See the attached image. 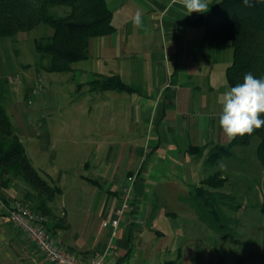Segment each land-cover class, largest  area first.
I'll list each match as a JSON object with an SVG mask.
<instances>
[{"label": "crops", "instance_id": "crops-1", "mask_svg": "<svg viewBox=\"0 0 264 264\" xmlns=\"http://www.w3.org/2000/svg\"><path fill=\"white\" fill-rule=\"evenodd\" d=\"M108 2L114 5L111 9L104 0L111 20L118 18L117 25L110 20L114 31L90 38L88 57L63 72L69 74L71 92L79 95L69 107L72 121L59 124L58 110L57 119L53 113L39 129L21 124L20 136L33 142L38 157H46L34 165L25 154L27 161L60 190L53 201L61 225L50 202L51 215L44 217V227L64 252L88 261L104 250L108 239L109 231L101 222L113 218L123 204L111 239L114 249L108 250L105 264H163L167 260H159L164 251L175 255L170 259L175 264H198L203 238L189 234L195 216L179 199L190 196L192 186L203 179L196 178L195 168L208 149L229 140L218 124L219 98L228 89L213 70L221 51L214 57L211 47L201 42V29L182 23L192 13L178 0ZM136 13L141 16L139 26L133 23ZM98 75H115L134 91L124 96L116 90L96 91L89 83ZM121 115L131 126L133 136L127 140L111 137L117 130L112 119ZM143 133H149L152 147L139 144ZM189 146L205 149L196 157L186 152ZM138 176L153 183L149 188L139 186ZM145 191L151 194L148 201L140 197ZM168 192L173 210L147 208L153 204L151 198L163 200ZM14 200L13 189H0V264H47L8 221L6 210ZM196 222L202 229L204 225Z\"/></svg>", "mask_w": 264, "mask_h": 264}, {"label": "trees", "instance_id": "trees-1", "mask_svg": "<svg viewBox=\"0 0 264 264\" xmlns=\"http://www.w3.org/2000/svg\"><path fill=\"white\" fill-rule=\"evenodd\" d=\"M54 7L65 9L55 15L52 11ZM111 14L104 0H0V38L30 31L37 24L50 27V35L34 39L31 45L37 57L47 59L42 70L67 72L71 71L72 63L88 57L87 41L90 38L109 35L114 31L110 23ZM182 23L201 29V42L211 47L213 55H218L222 46L228 44L230 62L224 69L227 88L241 83L247 73L264 78V0H253L251 7L245 6L242 0H215L208 5L206 12H194ZM119 79L115 75H98L89 84L96 91H134ZM253 138L257 140L254 154L264 173V127L251 135L236 136L225 144L211 146L205 154L204 164L211 165L220 158L231 157L233 147L247 146ZM22 147L0 104V188L8 187L14 178L22 179L30 188L23 196L29 203V209L43 217L50 216L48 203L60 190L46 175L42 177L34 170ZM204 149L203 146H189L186 152L198 157ZM87 182L96 185L94 181ZM225 182L226 178L215 171L193 185L190 191L193 203L197 205L198 217L219 232L226 229V225L217 204L226 195L217 194L216 200L211 189H219ZM202 208L203 212L200 211ZM57 221L61 225L62 219ZM163 264H175V261Z\"/></svg>", "mask_w": 264, "mask_h": 264}, {"label": "rangeland", "instance_id": "rangeland-1", "mask_svg": "<svg viewBox=\"0 0 264 264\" xmlns=\"http://www.w3.org/2000/svg\"><path fill=\"white\" fill-rule=\"evenodd\" d=\"M106 2L113 9L114 5L108 0ZM64 9V7H54L52 11L55 15H59ZM117 19L115 15L111 23L117 25ZM50 29L46 25L37 24L30 31L19 32L12 37H5V39L0 38V104L6 111L16 137L20 139V144L25 149V154L31 158L34 165L41 160H46V157H38L33 142H28L25 136H20L21 124L25 123L26 128L31 127L33 130L39 129L45 124L44 121L48 120L46 119L48 116L54 113L53 115L56 114L54 117L57 119L61 112L62 116L57 122L59 124L64 122L68 125L72 121L68 115L69 107L72 108L74 100L79 99V95L71 92V84L67 82L69 74L42 70V66H45L47 59H40L33 50L32 41L41 36L50 35ZM229 49L228 44L222 46L221 59L213 67L214 72L216 71L218 74L216 77L223 80L226 86L223 68L226 65L228 66V62H230ZM37 83L40 84L39 88H37ZM118 94L126 95L122 92ZM85 101L82 99L84 106L86 105ZM58 110L61 111L58 113L56 112ZM22 116L26 119L23 120ZM112 120L117 126L114 133L109 132L112 138H120L121 136L126 139L133 136L130 134L131 126L125 122L122 115ZM137 138L139 139V137ZM151 141L149 133H143L138 142L142 146L146 144L150 146L149 144H151L152 147L153 141ZM256 144L257 140L253 138L247 146H235L232 148L231 157L220 158L211 165L203 164L205 158L203 156L204 158H201L199 165L195 168L196 178L205 179L215 171L220 172L226 178V182L222 187L211 189L213 191L211 194L216 200L217 197L215 196L217 194L218 196L226 195L219 202L217 201V209L220 216L224 218L226 229L219 232L210 228L206 220L205 222L202 221L197 215V205L193 203L191 196L177 198L182 205L192 210L195 216L189 234L192 233L203 238L204 243L198 246L201 250L198 264H264V173L254 154ZM57 147L52 146L50 148L56 151ZM76 157L81 158L83 155L77 154ZM140 179L141 176H138L136 184H139V186L143 183L149 188L153 183L148 178ZM8 187L14 190V204H21L29 208V203L23 198L24 193L30 190L27 184L20 178H14ZM149 190L152 192V189ZM168 194L169 192L166 198H162L163 200L151 198L153 204L148 205L147 208L151 206L153 208L156 205L162 208L165 207L166 211L173 210L175 207L174 199L170 198ZM150 195L145 191L140 197L143 201H148ZM53 199H51V208L54 209ZM55 209V213H57L55 216L59 219V211L56 207ZM200 211L203 212L204 208ZM196 221H199L200 225L201 223L204 225L202 229L196 228ZM165 222L168 221L165 220L161 223ZM174 256V254L168 256L164 251L159 261H168Z\"/></svg>", "mask_w": 264, "mask_h": 264}, {"label": "clouds", "instance_id": "clouds-1", "mask_svg": "<svg viewBox=\"0 0 264 264\" xmlns=\"http://www.w3.org/2000/svg\"><path fill=\"white\" fill-rule=\"evenodd\" d=\"M189 13H204L208 10L209 0H178ZM251 7L253 0H242ZM258 2V0H256ZM137 26L141 24L139 13L133 18ZM219 127L229 140L236 136L251 135L264 127V78H257L247 73L241 83L228 88L219 98ZM203 119V117H202Z\"/></svg>", "mask_w": 264, "mask_h": 264}, {"label": "built area", "instance_id": "built-area-1", "mask_svg": "<svg viewBox=\"0 0 264 264\" xmlns=\"http://www.w3.org/2000/svg\"><path fill=\"white\" fill-rule=\"evenodd\" d=\"M37 84V88H39L40 84ZM132 180V176L127 178L129 184L132 183ZM129 189L130 187L128 185L123 190L127 193ZM122 205L116 208L113 218L101 222L102 229H108L109 236H107L108 239L104 250L95 252L88 261L76 258L72 253L64 252L53 235L43 226L45 219L41 214H37L28 207L16 203L6 210L5 215H7L8 221L14 228L23 232V235L27 238L26 240L37 249L38 253H41L47 264H105V257L108 254V250L114 249L111 239L116 236L119 217L122 213Z\"/></svg>", "mask_w": 264, "mask_h": 264}]
</instances>
